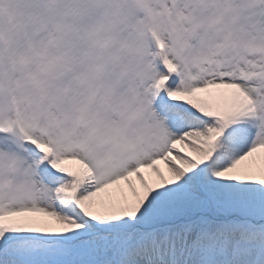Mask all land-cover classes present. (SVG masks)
Returning <instances> with one entry per match:
<instances>
[{
  "label": "snow or ice",
  "instance_id": "6c2138e0",
  "mask_svg": "<svg viewBox=\"0 0 264 264\" xmlns=\"http://www.w3.org/2000/svg\"><path fill=\"white\" fill-rule=\"evenodd\" d=\"M0 264H264V0H0Z\"/></svg>",
  "mask_w": 264,
  "mask_h": 264
},
{
  "label": "rangeland",
  "instance_id": "374dc122",
  "mask_svg": "<svg viewBox=\"0 0 264 264\" xmlns=\"http://www.w3.org/2000/svg\"><path fill=\"white\" fill-rule=\"evenodd\" d=\"M162 167V166H161Z\"/></svg>",
  "mask_w": 264,
  "mask_h": 264
}]
</instances>
